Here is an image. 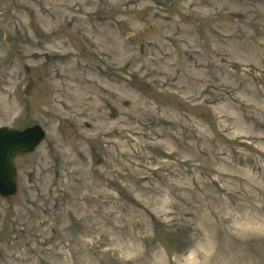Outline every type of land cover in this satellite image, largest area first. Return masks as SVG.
I'll return each mask as SVG.
<instances>
[{"label":"rangeland","instance_id":"374dc122","mask_svg":"<svg viewBox=\"0 0 264 264\" xmlns=\"http://www.w3.org/2000/svg\"><path fill=\"white\" fill-rule=\"evenodd\" d=\"M1 125L0 264H264V0H0Z\"/></svg>","mask_w":264,"mask_h":264},{"label":"water","instance_id":"95a60500","mask_svg":"<svg viewBox=\"0 0 264 264\" xmlns=\"http://www.w3.org/2000/svg\"><path fill=\"white\" fill-rule=\"evenodd\" d=\"M45 133L39 125L22 131L0 127V196L16 193V171L13 159L18 154L34 151L43 141Z\"/></svg>","mask_w":264,"mask_h":264}]
</instances>
